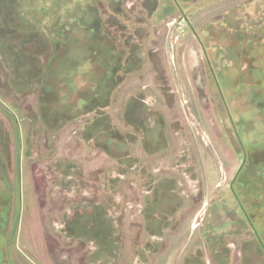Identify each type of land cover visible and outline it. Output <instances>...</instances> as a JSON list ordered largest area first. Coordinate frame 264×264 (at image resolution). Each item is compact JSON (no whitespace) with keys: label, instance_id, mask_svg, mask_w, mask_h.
Returning <instances> with one entry per match:
<instances>
[{"label":"rangeland","instance_id":"374dc122","mask_svg":"<svg viewBox=\"0 0 264 264\" xmlns=\"http://www.w3.org/2000/svg\"><path fill=\"white\" fill-rule=\"evenodd\" d=\"M93 39L120 82L74 115ZM0 264H264V0H0Z\"/></svg>","mask_w":264,"mask_h":264},{"label":"trees","instance_id":"16d2710c","mask_svg":"<svg viewBox=\"0 0 264 264\" xmlns=\"http://www.w3.org/2000/svg\"><path fill=\"white\" fill-rule=\"evenodd\" d=\"M71 29L68 28L67 30L61 31L62 32L61 35L63 36V38L61 37V35H59L57 37V43L52 42L54 44L53 46L56 49V52L54 53V57H53L54 60L51 64L52 70H50V72H49V74L51 75L49 77L51 81L45 85L44 97L42 98L43 100L46 97H49V99H51L53 88L55 87L56 84L58 85L59 83L62 82L63 78H62L61 74H63V71H64L63 70L64 64H62L63 66H61L59 58L57 57V53L61 49L62 45L66 44V43H69V45H70V49H69L70 56H71V52L74 51V49H75L74 43H76L77 39L74 38V36L72 35V33H74L73 32L74 29L73 28H71ZM93 40L95 41V43H93V44H89L90 43L89 42L88 44H84L83 46H78L79 49L77 52L82 53V52H85L87 50V52H89L91 54L93 59H96L97 63L99 64L98 68L101 69L100 70V72H101L100 78L97 80V82L95 84L90 85L88 90L80 93L79 100L82 101V105L78 106V109H76V114H74V115H77L80 112H85V113L94 112V111H97V110H100L102 108L110 106L111 101H112L113 91L115 90L117 83L120 82V80L118 79V77L115 74V72H118L117 70L120 69V65L117 66L116 64H113L114 58H115V52H114L113 47L110 48L111 45L104 43L103 39L101 42L99 39H93ZM83 47H85L86 50H84ZM78 56L80 57V55H78ZM72 58H75V57L72 56ZM75 59H77V58H75ZM66 64L78 66V62L75 60H72ZM56 99H57V97L53 96L52 99L50 100L51 104H53ZM53 109L54 110H52V112H51V117H50L51 119H55V118H57V116L58 117L59 116L60 117L66 116V115L71 116L72 113H74L73 112L74 111L73 106H70V104H68L66 106L64 105V106H62V108L61 107H59V108L54 107ZM101 122H100V124L97 123V124H94V126L90 127V129L88 130L90 136L95 138L94 133L90 132L93 128H95V129L97 128L98 130L101 128L102 130H104L101 126L102 125ZM103 126H104V124H103ZM106 128H107V130H105L104 133L107 135L108 139L106 141L107 142L106 145L104 144L103 146L112 155L111 148H110L111 147L110 141H111L112 137L110 135L113 134V132L111 131L112 128L110 126H107ZM95 140L98 141V138H95ZM98 143L100 144V142H98ZM115 156H117V155H115ZM97 209H99V208H96V210ZM96 210H95L94 215H93V220H94L95 225H96L95 228L98 231L104 233V231L107 228H105L104 225H98L97 226L98 221L102 220L103 213H102L101 209H99L97 211Z\"/></svg>","mask_w":264,"mask_h":264},{"label":"flooded vegetation","instance_id":"af4514ba","mask_svg":"<svg viewBox=\"0 0 264 264\" xmlns=\"http://www.w3.org/2000/svg\"><path fill=\"white\" fill-rule=\"evenodd\" d=\"M234 179H237V175L235 176V178ZM96 208H99V209H101L100 208V206L99 205H94L93 207H92V212H88V214L85 216H82V215H80L81 213H78L77 215H75V218L76 219H78L77 221H75L76 223H75V226H76V224H77V222H79V221H83V224H82V227H78V226H76L78 229H88V228H90V229H92L93 228V226L95 225V222H94V220H93V215H94V212H95V210H96ZM101 211H104L105 212V209H101ZM91 213V214H90ZM103 213V212H102ZM103 217L104 218H102V221H104L105 222V214L103 213ZM70 219V217L67 219V222H68V220ZM105 226V228H107V230H108V228H109V226L107 227L106 225H104ZM76 228V229H77ZM111 229V228H110ZM76 232V231H75ZM77 237H79V236H77ZM80 238V237H79Z\"/></svg>","mask_w":264,"mask_h":264}]
</instances>
